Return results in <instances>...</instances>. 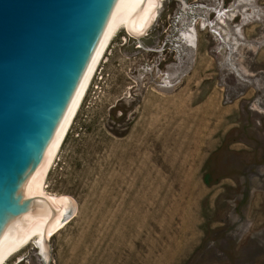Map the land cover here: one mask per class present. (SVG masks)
Instances as JSON below:
<instances>
[{"label":"rangeland","instance_id":"obj_1","mask_svg":"<svg viewBox=\"0 0 264 264\" xmlns=\"http://www.w3.org/2000/svg\"><path fill=\"white\" fill-rule=\"evenodd\" d=\"M58 156L49 259L5 264H264V0H163L121 30Z\"/></svg>","mask_w":264,"mask_h":264},{"label":"water","instance_id":"obj_2","mask_svg":"<svg viewBox=\"0 0 264 264\" xmlns=\"http://www.w3.org/2000/svg\"><path fill=\"white\" fill-rule=\"evenodd\" d=\"M117 0H0V237L89 65Z\"/></svg>","mask_w":264,"mask_h":264},{"label":"bare ground","instance_id":"obj_3","mask_svg":"<svg viewBox=\"0 0 264 264\" xmlns=\"http://www.w3.org/2000/svg\"><path fill=\"white\" fill-rule=\"evenodd\" d=\"M162 1H116L113 12L69 107L20 199V206L23 210L33 209L47 201L51 202V206L38 210L26 220L11 222L6 226L0 237V264H5L11 254L30 243L35 244L41 256L48 261L50 253L47 237L54 229L64 223L67 213L57 197L45 191L47 176L59 157L62 143L78 114L82 101L111 42L123 29L137 37L145 34L157 17ZM222 12L217 10L218 16L223 17Z\"/></svg>","mask_w":264,"mask_h":264}]
</instances>
